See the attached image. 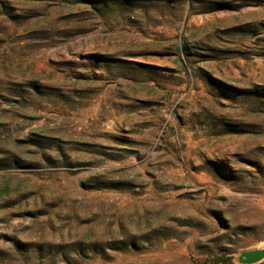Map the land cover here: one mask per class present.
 Instances as JSON below:
<instances>
[{
	"label": "rangeland",
	"instance_id": "rangeland-1",
	"mask_svg": "<svg viewBox=\"0 0 264 264\" xmlns=\"http://www.w3.org/2000/svg\"><path fill=\"white\" fill-rule=\"evenodd\" d=\"M263 249L264 0H0V264Z\"/></svg>",
	"mask_w": 264,
	"mask_h": 264
},
{
	"label": "water",
	"instance_id": "water-1",
	"mask_svg": "<svg viewBox=\"0 0 264 264\" xmlns=\"http://www.w3.org/2000/svg\"><path fill=\"white\" fill-rule=\"evenodd\" d=\"M241 258L245 264H258L264 260V249L244 252Z\"/></svg>",
	"mask_w": 264,
	"mask_h": 264
}]
</instances>
